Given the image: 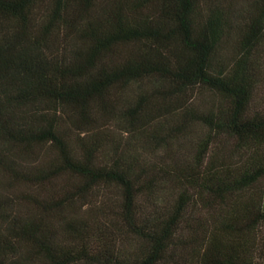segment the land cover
<instances>
[{"label":"trees","instance_id":"1","mask_svg":"<svg viewBox=\"0 0 264 264\" xmlns=\"http://www.w3.org/2000/svg\"><path fill=\"white\" fill-rule=\"evenodd\" d=\"M0 264H264V0H0Z\"/></svg>","mask_w":264,"mask_h":264}]
</instances>
